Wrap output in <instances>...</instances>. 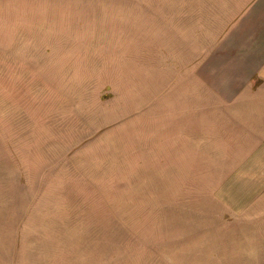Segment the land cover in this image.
Returning <instances> with one entry per match:
<instances>
[{
    "label": "rangeland",
    "instance_id": "rangeland-1",
    "mask_svg": "<svg viewBox=\"0 0 264 264\" xmlns=\"http://www.w3.org/2000/svg\"><path fill=\"white\" fill-rule=\"evenodd\" d=\"M208 4L0 0V264H264V108L200 75Z\"/></svg>",
    "mask_w": 264,
    "mask_h": 264
},
{
    "label": "crops",
    "instance_id": "crops-1",
    "mask_svg": "<svg viewBox=\"0 0 264 264\" xmlns=\"http://www.w3.org/2000/svg\"><path fill=\"white\" fill-rule=\"evenodd\" d=\"M208 23L213 39L199 58V70L207 71L213 92L254 94L251 106L264 108V0H208ZM206 76V75H205Z\"/></svg>",
    "mask_w": 264,
    "mask_h": 264
}]
</instances>
